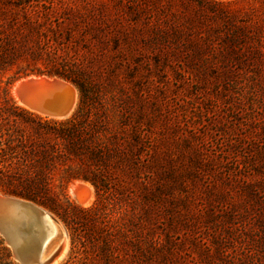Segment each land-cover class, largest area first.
<instances>
[{
  "label": "rangeland",
  "instance_id": "obj_1",
  "mask_svg": "<svg viewBox=\"0 0 264 264\" xmlns=\"http://www.w3.org/2000/svg\"><path fill=\"white\" fill-rule=\"evenodd\" d=\"M31 1L8 11L0 47L65 61L97 114L79 155L94 183L55 174L33 200L0 188L59 220L67 250L52 264H264V9L252 0ZM23 13L47 21L31 30ZM245 32L254 41L227 43V57L228 37ZM24 78L10 86L14 100ZM77 183L91 192L84 203ZM0 241V264H19Z\"/></svg>",
  "mask_w": 264,
  "mask_h": 264
},
{
  "label": "trees",
  "instance_id": "obj_2",
  "mask_svg": "<svg viewBox=\"0 0 264 264\" xmlns=\"http://www.w3.org/2000/svg\"><path fill=\"white\" fill-rule=\"evenodd\" d=\"M252 1L264 9V0ZM33 6L31 0H0V24L8 21L5 19L8 17L9 10L24 12L25 9ZM22 18V24L31 30H36L42 26V22L47 21V19H43V21L31 20V17L26 13H23ZM7 24L10 27L14 25L11 22H7ZM259 33L264 38V26L261 32L257 30V34ZM238 39H243L245 43L247 40L248 43L254 41L251 35L245 32L241 35H230L226 40V44ZM37 44L38 41H36ZM17 53L13 48L0 47L1 190L33 200L39 192L49 190L55 174L59 176L60 181L63 183L75 179L90 180L94 183V174L89 175L83 170V167H80L79 155L84 148L83 131L88 126L91 129L97 119L95 95L93 92L89 94L90 90L88 91L87 87L77 80L72 72L73 70L68 67L65 61L42 58L35 52L32 53L31 59ZM224 54L227 57L234 54L228 44ZM21 60L26 61L27 66L34 65L36 61H41L44 69L19 67L18 63ZM13 67H16V69L12 75L3 81V75ZM30 75L56 76L74 83L78 87V96L71 115L57 121L41 117L21 107L11 96L10 86L16 80ZM56 138L63 142L64 149L56 145L55 147L51 143ZM74 163H76V166ZM99 208L92 206L84 211L94 212L95 210L98 211ZM73 252L77 253L78 248Z\"/></svg>",
  "mask_w": 264,
  "mask_h": 264
},
{
  "label": "water",
  "instance_id": "obj_3",
  "mask_svg": "<svg viewBox=\"0 0 264 264\" xmlns=\"http://www.w3.org/2000/svg\"><path fill=\"white\" fill-rule=\"evenodd\" d=\"M13 94L16 102L26 110L58 119L67 117L74 110L78 90L72 83L60 78L31 76L18 81ZM75 198L79 203H84V197ZM44 215L56 220L50 212L32 201L0 193V235L19 264H52L60 253L61 243L48 258H39V250L45 239L41 227Z\"/></svg>",
  "mask_w": 264,
  "mask_h": 264
},
{
  "label": "bare ground",
  "instance_id": "obj_4",
  "mask_svg": "<svg viewBox=\"0 0 264 264\" xmlns=\"http://www.w3.org/2000/svg\"><path fill=\"white\" fill-rule=\"evenodd\" d=\"M82 186H83V183H77V186L74 187V188H78L75 191V196L80 198V196L83 197V195H84L83 201H86L90 198L91 192L86 193L84 191V189L82 188ZM81 190H83V192H81ZM46 212H48V211H46ZM43 218H44V221L42 222L41 227L45 232V239L43 240L41 247H40V250H39V258H40V260H44V259L48 258L49 255L54 251V249L61 243V245H62L61 251L54 258V260L52 262V263H54V262L58 261L59 258L62 257V255L67 250V236H66V233H65L61 223L59 222V220L57 218H55L56 220H52L48 215H44ZM58 233H59V236H58L57 240L55 241V243H53L51 245L50 244L51 240L56 235H58ZM33 239H37V237H34Z\"/></svg>",
  "mask_w": 264,
  "mask_h": 264
}]
</instances>
